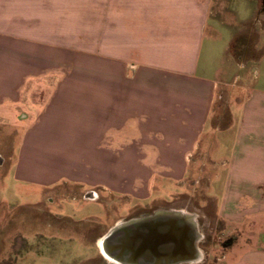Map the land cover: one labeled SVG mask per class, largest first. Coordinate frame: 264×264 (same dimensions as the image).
Returning <instances> with one entry per match:
<instances>
[{
    "label": "crops",
    "instance_id": "obj_1",
    "mask_svg": "<svg viewBox=\"0 0 264 264\" xmlns=\"http://www.w3.org/2000/svg\"><path fill=\"white\" fill-rule=\"evenodd\" d=\"M35 7L33 0H0V126L20 125L27 135L16 177L45 186L71 183L82 194L85 186L101 184L108 193L140 200L147 195L115 189V166L138 167L140 182L179 184L196 167L200 142L214 143L205 131L232 130L229 154L218 161L213 149H205L197 168L204 160L212 163L208 181L225 184L220 216L238 215L229 185L264 183V89L236 76L232 86H245L236 95L216 72L227 67L220 56L238 60L241 68L253 57L248 41L264 22V1L107 0L106 28L92 36L91 51L52 33ZM235 17L246 30L229 32ZM147 148L157 152L155 158H147ZM117 150L122 154L116 156ZM100 165L105 170L98 171ZM21 166L32 170L24 173ZM153 166L165 170L146 175ZM87 192L92 197L85 199L97 197ZM170 211L114 219L98 237L97 250L105 237L109 253L127 259L119 255L123 230L115 229L131 223V230L143 233L142 222L149 218L186 214ZM230 264H264V248L250 249Z\"/></svg>",
    "mask_w": 264,
    "mask_h": 264
},
{
    "label": "rangeland",
    "instance_id": "obj_2",
    "mask_svg": "<svg viewBox=\"0 0 264 264\" xmlns=\"http://www.w3.org/2000/svg\"><path fill=\"white\" fill-rule=\"evenodd\" d=\"M33 1L36 15L48 18L52 33L59 32L61 39L79 49L91 51L92 36H101L106 28L107 0ZM242 9L249 8L244 5ZM238 20L237 17L231 20L236 27L230 26L229 32L231 29L246 30ZM260 24H256L257 36L248 41L254 45L249 50L253 57L244 68L239 66L238 60L225 55L219 57L223 67L228 68L224 67L216 74L221 73L227 91L239 96L245 92V86H232L236 76L241 83L264 89V51H259L264 44V22ZM243 43L246 40L243 39ZM204 52L203 46L200 63ZM205 132L207 137L215 139L214 143L200 142L199 151L194 152L196 167L189 168L191 170L179 184L166 179L157 182L153 178L140 182L138 167L115 166V189L147 195L139 200L127 194L108 193L101 184L85 186L82 194L71 183L45 186L17 178L16 162L23 140L27 142L26 130L20 125L16 128L14 124L0 126V264H119L97 250L98 237L118 217L128 219L158 210L167 213L179 210L194 219L198 258L180 264H230L250 249L264 248V183L230 184L232 206H237L240 213L230 220L221 217L220 200L225 184L208 181L207 174L213 169L209 160H204L205 166L201 168L197 165L201 164L200 154L205 149H213L214 160L220 161L227 156L233 139L232 130ZM127 138L130 140L131 135ZM153 138L158 140L157 135L153 134ZM25 150L24 146L23 152ZM146 152L147 158L153 159L157 155L149 148ZM99 153L103 162L105 151ZM121 154L120 150L116 151V156ZM28 169V172L32 170L27 166L20 167L24 173ZM97 169L102 171L105 167L100 165ZM163 170L165 168L159 166L148 167L146 175L159 174ZM132 179L137 181L128 182ZM86 190L95 191L97 197L85 199L92 197ZM169 193L173 194L169 196Z\"/></svg>",
    "mask_w": 264,
    "mask_h": 264
},
{
    "label": "water",
    "instance_id": "obj_3",
    "mask_svg": "<svg viewBox=\"0 0 264 264\" xmlns=\"http://www.w3.org/2000/svg\"><path fill=\"white\" fill-rule=\"evenodd\" d=\"M130 224H123L115 229L123 230L119 237V255L127 257L124 260L139 264H180L198 257V252L194 251L197 234L195 222L186 214L165 213L149 218L142 222L143 233L131 230L133 225ZM103 247H107L106 238ZM131 247L137 248L131 252ZM106 249L109 253L108 248Z\"/></svg>",
    "mask_w": 264,
    "mask_h": 264
},
{
    "label": "bare ground",
    "instance_id": "obj_4",
    "mask_svg": "<svg viewBox=\"0 0 264 264\" xmlns=\"http://www.w3.org/2000/svg\"><path fill=\"white\" fill-rule=\"evenodd\" d=\"M192 221L194 222L193 218H192ZM197 235L198 234H196V239H197ZM104 240H105V237L100 241V249H101L102 253L104 254V256L106 258H108L110 261L116 262V263H119V264H139L138 262H135V261H128V260L120 259L118 257H114L112 254L108 253L107 249H106L107 247H105V248L103 247ZM195 243H196V240H195ZM194 251L199 253V251H198V249H197L195 244H194ZM193 260H195V259H193Z\"/></svg>",
    "mask_w": 264,
    "mask_h": 264
},
{
    "label": "flooded vegetation",
    "instance_id": "obj_5",
    "mask_svg": "<svg viewBox=\"0 0 264 264\" xmlns=\"http://www.w3.org/2000/svg\"><path fill=\"white\" fill-rule=\"evenodd\" d=\"M264 1V0H263Z\"/></svg>",
    "mask_w": 264,
    "mask_h": 264
}]
</instances>
